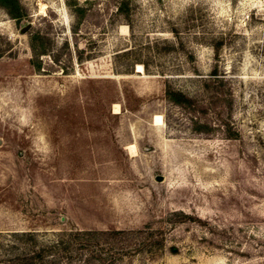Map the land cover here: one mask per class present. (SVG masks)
I'll return each mask as SVG.
<instances>
[{"label":"rangeland","instance_id":"obj_1","mask_svg":"<svg viewBox=\"0 0 264 264\" xmlns=\"http://www.w3.org/2000/svg\"><path fill=\"white\" fill-rule=\"evenodd\" d=\"M17 2L0 264H264V0Z\"/></svg>","mask_w":264,"mask_h":264},{"label":"trees","instance_id":"obj_2","mask_svg":"<svg viewBox=\"0 0 264 264\" xmlns=\"http://www.w3.org/2000/svg\"><path fill=\"white\" fill-rule=\"evenodd\" d=\"M0 5L5 7L12 17L21 19L22 14L17 0H0ZM69 56L71 57V53L69 54ZM33 65L36 67L34 63ZM166 95L171 101L179 105H185V101H187V98L180 92L167 90Z\"/></svg>","mask_w":264,"mask_h":264},{"label":"bare ground","instance_id":"obj_3","mask_svg":"<svg viewBox=\"0 0 264 264\" xmlns=\"http://www.w3.org/2000/svg\"><path fill=\"white\" fill-rule=\"evenodd\" d=\"M160 122H161V118H160V116H159V115H155V117H154V123L158 124V123H160ZM129 146H130V145H129ZM130 148H131V150H132V149H134V146L131 145Z\"/></svg>","mask_w":264,"mask_h":264},{"label":"water","instance_id":"obj_4","mask_svg":"<svg viewBox=\"0 0 264 264\" xmlns=\"http://www.w3.org/2000/svg\"><path fill=\"white\" fill-rule=\"evenodd\" d=\"M28 27H29V24H26L23 28H21V31H22V32L25 31ZM161 178H162L161 175H157V176H156V179H157V180H160Z\"/></svg>","mask_w":264,"mask_h":264}]
</instances>
